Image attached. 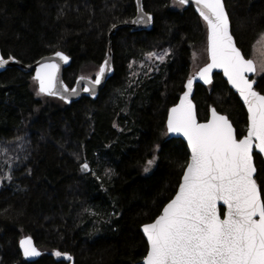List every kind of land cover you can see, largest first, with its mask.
<instances>
[{
	"label": "trees",
	"instance_id": "1",
	"mask_svg": "<svg viewBox=\"0 0 264 264\" xmlns=\"http://www.w3.org/2000/svg\"><path fill=\"white\" fill-rule=\"evenodd\" d=\"M223 1L235 42L251 59L264 34V0ZM175 2L142 0L152 27L133 31L136 0H0L4 58L32 65L63 52L70 88L95 79L109 49L114 68L97 98L71 104L42 94L32 72L0 74V264H67L57 252L75 264H142L141 227L175 196L190 160L186 144L167 135L168 112L191 76L193 47L207 43L205 21ZM164 52L151 72L132 77L133 63ZM252 81L264 94V74ZM193 100L200 122L214 108L238 139L246 135L248 113L221 74L198 85ZM254 157L264 200V162ZM25 236L43 252L36 262L22 257Z\"/></svg>",
	"mask_w": 264,
	"mask_h": 264
},
{
	"label": "snow or ice",
	"instance_id": "2",
	"mask_svg": "<svg viewBox=\"0 0 264 264\" xmlns=\"http://www.w3.org/2000/svg\"><path fill=\"white\" fill-rule=\"evenodd\" d=\"M178 2L183 5L189 0ZM195 4L207 24L209 54V62L196 75L210 83L212 70L223 69L228 82L247 105V134L238 139L228 117L214 108L211 119L199 123L189 100L194 77L188 78L187 91L179 104L168 112L167 129L187 138L191 157L175 196L153 222L142 226L148 244L143 262L264 264V200L254 177L256 167L252 155L254 147L264 153V94L253 88L254 81L246 75L255 73L257 68L235 45L223 0H195ZM151 19V15L141 9L134 22L150 23ZM165 55L167 52L149 53L148 57L163 61ZM54 56L65 62L69 59L59 51ZM13 59L0 56V66ZM108 63L105 60L93 84H100ZM58 70L59 64L55 60L41 63L35 79L41 93L60 95L61 99L67 100V96L54 90ZM64 91L68 92V89L65 87ZM71 91L75 93V89ZM147 163L151 165L152 160ZM80 167L88 170L89 165L85 162ZM221 201L226 206L223 218L217 207ZM20 247L25 257L40 255L30 237L22 239ZM64 255L71 260L70 256Z\"/></svg>",
	"mask_w": 264,
	"mask_h": 264
},
{
	"label": "water",
	"instance_id": "3",
	"mask_svg": "<svg viewBox=\"0 0 264 264\" xmlns=\"http://www.w3.org/2000/svg\"><path fill=\"white\" fill-rule=\"evenodd\" d=\"M178 1V0H177ZM137 2V6H138V12H137V15L136 17L134 18L132 24H130L131 28L133 29V31H141V30H150L151 27H152V23H153V16L151 15L152 19H151V22L150 23H135L134 21H136L138 19V16L141 14V9L143 11V13H146L144 10H143V4H142V0H136ZM224 3V1H223ZM185 6H192L194 8V10L199 14V11H198V6L195 4V0H189V2L187 4H183ZM225 6V5H224ZM226 10V8H225ZM227 12V10H226ZM228 14V13H227ZM201 17V16H200ZM202 18V17H201ZM229 18V16H228ZM206 23V22H205ZM207 26V24H206ZM114 31V30H113ZM112 31V32H113ZM229 31L231 33V23H230V19H229ZM232 35V33H231ZM233 36V35H232ZM207 37H208V29H207ZM234 39V37H233ZM234 43L235 45L237 46L236 42H235V39H234ZM238 47V46H237ZM207 51H208V39H207ZM63 53V52H62ZM242 53V52H241ZM64 55H66L65 53H63ZM243 54V53H242ZM0 56H2V53H1V50H0ZM67 56V55H66ZM3 57V56H2ZM69 57V56H68ZM245 57V56H244ZM4 58V57H3ZM6 59V58H4ZM7 60V59H6ZM51 60H55L56 63L59 64V70L58 72L56 73V85H55V91H58L60 93H62L63 95L67 96V100H64V99H61L60 95H49L47 93H42L46 96H49V97H56V98H59L61 100H63L64 102L68 103V104H71L77 100H79L81 97L83 96H88V97H92V98H97L99 96V94L104 90L106 84L108 83V81L111 79V77L113 76V73H114V68H113V62H112V53H111V50L109 49L108 51V57H107V61L109 62L108 63V67L106 68L105 70V73L104 75L102 76L101 78V82L100 84H93L92 81L93 80H90L86 77H81L77 80L75 86L73 88H70L69 86H67V84L65 83L64 81V72L65 70L70 66L71 64V58L69 57L68 61L65 62L63 60H60L58 57H55L54 54L52 55H49V56H45L43 58H41L40 60H38L36 63L32 64V65H25L23 63H21L20 61L18 60H8V63L3 65V66H0V74L5 72L7 69H18L20 70L21 72L23 73H28V72H32L33 73V76H34V79H35V75H36V69L37 67L39 66V64L41 63H44V62H47V61H51ZM105 62V61H104ZM103 62V64H104ZM208 62H209V54H208ZM207 62V63H208ZM254 62V61H253ZM206 63V64H207ZM102 64V65H103ZM101 65V66H102ZM254 65L256 67V64L254 62ZM204 67V66H202ZM201 67V68H202ZM199 71V70H198ZM198 71L196 73H194L193 75H191L190 77H194L193 79V85H192V89H191V92L189 94V100L191 101L193 107H194V111H195V115H196V118H197V121L199 123H206L208 120L211 119V110H210V114H209V119L205 122H200L198 117H197V110H196V105H195V102L193 100L194 98V95H195V92H196V88L198 85H202V86H209L212 84L213 82V79H214V76L216 74H221L222 77L224 78V80L227 82L229 88L238 95V98L240 99V101L242 102V104L244 105L246 111H247V105L244 103L243 99L240 97L239 95V92L228 82V79L227 77L224 75V72H223V69L221 68H214L211 72V82L210 83H205L202 79H200L199 76H197L196 74L198 73ZM248 76V78L250 80H252V78L256 75V72L255 73H248L246 74ZM83 78V79H82ZM96 79V78H95ZM36 80V79H35ZM37 81V80H36ZM187 82V81H186ZM37 84H38V89H39V82L37 81ZM186 85V83H185ZM65 87L68 89V92H65L64 89ZM85 88L89 89L88 91H85ZM253 88H254V83H253ZM72 89H75V93H72ZM255 89V88H254ZM185 91H187V88L185 87ZM184 91V92H185ZM183 92V93H184ZM183 95V94H182ZM181 95V97H182ZM180 97V98H181ZM180 98H179V101L177 102V104H179L180 102ZM176 104V105H177ZM175 106V105H174ZM172 108V107H171ZM170 108V109H171ZM217 112V111H216ZM218 113V112H217ZM248 113V111H247ZM220 114V113H219ZM168 118V116H167ZM230 121V120H229ZM231 122V121H230ZM248 124H249V121H248ZM234 128V126H233ZM166 129H167V120H166ZM235 129V128H234ZM167 133H168V136L172 139H179V140H182L188 150H189V153H190V157H191V149L190 147L188 146V142H187V138L184 137L181 133H171L168 131L167 129ZM235 134H236V131H235ZM247 134V133H246ZM237 136V135H236ZM257 154L259 155L262 159H263V162H264V153H259L258 152V149H256L255 147L253 148V163L255 165V157L254 155ZM256 167V165H255ZM256 174H257V168H256V172L254 174V177L256 179ZM181 182H182V179H181ZM180 182V183H181ZM258 185V183H257ZM259 187V185H258ZM179 188V187H178ZM259 190H260V187H259ZM178 191V189H177ZM260 195H261V192H260ZM261 199H262V196H261ZM218 210L219 212L221 213V208H224V212L226 211V206L223 205V202H218ZM221 218H223V216L221 215ZM141 232L147 242V237L145 236V234L143 233V227H141ZM26 237H30V236H25V237H22L20 239V241ZM31 238V241H32V244L33 246L37 249V251L40 253L39 256H33V257H25L23 255V249L20 247V241H19V249H20V252L22 254V257L23 259L28 262V263H33V262H36L38 261L42 255H43V252L38 248V246L36 245L34 239L32 237ZM69 256V255H67ZM60 257V259H63L67 264H75L74 262V259L71 257V260L67 259L65 255H60L58 256ZM142 264H144V262L142 261Z\"/></svg>",
	"mask_w": 264,
	"mask_h": 264
},
{
	"label": "rangeland",
	"instance_id": "4",
	"mask_svg": "<svg viewBox=\"0 0 264 264\" xmlns=\"http://www.w3.org/2000/svg\"><path fill=\"white\" fill-rule=\"evenodd\" d=\"M178 1L176 0V2L174 3V7H179V3H177ZM251 59L255 62L256 64V76H260L264 74V34H262L259 39L256 41V43L254 44L253 47V52H252V56ZM164 60V59H163ZM162 63L163 61L160 60H156L154 58L149 59V57H145L142 61L140 62H135L132 64L131 66V70H132V77L134 78V76L142 77V73L147 72V74L149 72H151L153 70V66L155 65V63ZM208 62V51H207V43L206 44H199L195 47H193V65H192V69H191V75H193L194 73H196L202 66H204L206 63ZM100 69H98L97 71H94L93 74L96 77L98 72ZM86 78L90 79V80H95L92 79V76H85ZM38 94H40L38 92ZM125 113V111H124ZM168 135V133H167ZM148 172H152L151 170H148ZM147 172V173H148ZM99 230L101 231V229L99 228Z\"/></svg>",
	"mask_w": 264,
	"mask_h": 264
},
{
	"label": "flooded vegetation",
	"instance_id": "5",
	"mask_svg": "<svg viewBox=\"0 0 264 264\" xmlns=\"http://www.w3.org/2000/svg\"><path fill=\"white\" fill-rule=\"evenodd\" d=\"M256 76V75H255Z\"/></svg>",
	"mask_w": 264,
	"mask_h": 264
}]
</instances>
